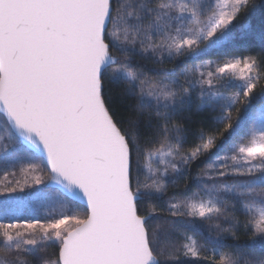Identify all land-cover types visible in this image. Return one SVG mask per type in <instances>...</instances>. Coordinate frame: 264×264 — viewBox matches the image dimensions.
<instances>
[{"label":"snow or ice","instance_id":"snow-or-ice-1","mask_svg":"<svg viewBox=\"0 0 264 264\" xmlns=\"http://www.w3.org/2000/svg\"><path fill=\"white\" fill-rule=\"evenodd\" d=\"M255 8L250 0H0V154L28 161L21 190L54 182L51 203L68 209L0 223V264H30L27 255L31 264H162L163 213L183 239L163 264H264V102L252 107L264 79V24L258 54L185 64L179 74L166 67L255 35L241 23ZM117 89L125 117L111 108ZM193 93L196 111L217 113L220 137L247 143L225 150L201 129L185 149L186 128L173 118L191 108ZM141 127L153 134L142 138ZM201 156L214 159L190 184ZM180 181L185 192L165 200ZM34 196L49 199L43 189ZM241 209L252 240L231 248ZM184 218L206 225L211 239L198 241ZM48 244L58 246L55 259L38 255Z\"/></svg>","mask_w":264,"mask_h":264},{"label":"trees","instance_id":"trees-1","mask_svg":"<svg viewBox=\"0 0 264 264\" xmlns=\"http://www.w3.org/2000/svg\"><path fill=\"white\" fill-rule=\"evenodd\" d=\"M250 3L255 4V10L251 12H245L241 16V23L245 26L251 28L255 26L257 29L255 35L249 37L248 39L238 36L232 42H226L220 47L209 48L204 55H200L195 58H178L173 64H168L166 67L171 69L176 67L177 74H179L184 68L185 64L188 66L199 65L202 62L208 60L222 61L225 58H230L232 56H241V55H254L261 52L262 41L260 38L259 30L264 24V0H250ZM138 64H144L143 61H134ZM151 66V65H149ZM261 85H264V79L260 81L257 86L256 92L252 100V107L255 110L262 102H264V93L261 92ZM196 93H193V104L190 109L184 111L178 116L173 118V123L181 124L186 128L185 132V149H190L196 146L199 143L198 133L201 129L205 131H211L218 136L217 144H222L223 148L226 150L230 143L233 141L244 142L240 140L238 135H233L230 132H225L222 137L219 136V133L223 131V124L217 125L214 122V117L217 113L213 112H198L196 111ZM237 107H240L237 105ZM111 108L115 111L119 117H125L128 115V101L124 100L119 95V89L116 90V93L112 96ZM236 109H233V116L236 117ZM3 117V116H2ZM3 121L6 123L5 117ZM251 121L245 125V128L251 127ZM141 136L146 138L153 134V129L147 127H141ZM215 151V149L213 150ZM221 155L223 152L220 153ZM214 157L211 156H201L198 160L194 161L190 165V174H189V183L191 184V177H196L198 174L202 175L207 169V165L212 162ZM21 161V162H20ZM23 159L9 160L5 162L0 154V223L8 224L16 221L24 220H47L54 217H58L61 211H67L68 209H61L59 206L50 204V201L47 205L42 204V201L49 200L60 194L57 192V189L50 188L47 185H38L32 187H23L21 186L25 183V173L22 171V164H25ZM21 163V164H20ZM243 179V178H241ZM32 179L30 176L27 177V183L30 185ZM227 181H233L232 178H229ZM226 181V182H227ZM19 182V184L17 183ZM223 182V181H222ZM17 188L16 192L2 191L5 189ZM38 189H43L47 194L49 199H36L34 193ZM195 189V185H192V190ZM185 192L184 182L180 181L178 185L173 189L170 188L169 193L165 196V200L169 196L181 195ZM65 203H68L65 200ZM151 203H159L157 201H151ZM7 205V208L4 205ZM80 213H83V208L79 209ZM237 215L240 218L241 225L237 232L238 239L232 240L230 237L227 238V246L231 248H245L252 240V234L250 231L246 230L243 227V223L246 220V216L243 210H239ZM172 219L167 216V213L161 214L156 219V223L159 224V246L162 249L161 260L163 264V257L167 256L169 253L174 251L173 244L179 246L183 239L180 234L172 231L168 220ZM223 223L222 219L217 221ZM184 223L188 227V231L193 234L198 241H205L211 239L209 236L207 226L204 225L199 220L192 221V218H184ZM192 225H197L198 227L193 230ZM171 241L172 243H169ZM2 243V241H0ZM41 258H56L58 256V246L55 244H48L45 247L43 252L38 254ZM31 264L34 257L27 255L25 257ZM184 264H197L195 261L185 260Z\"/></svg>","mask_w":264,"mask_h":264},{"label":"rangeland","instance_id":"rangeland-1","mask_svg":"<svg viewBox=\"0 0 264 264\" xmlns=\"http://www.w3.org/2000/svg\"><path fill=\"white\" fill-rule=\"evenodd\" d=\"M213 62H217V61H215V60H212ZM226 91H235V89L234 88H232V89H227ZM3 115H1L0 114V134H3V125L5 124V122L3 121V117H2ZM251 127H252V125H251ZM242 143H247V139H245L244 140V142H242ZM23 161H27L26 159H23ZM21 162V161H20ZM21 164V163H20ZM26 164H27V162H25V164H22L21 166H22V168H24L25 166H26ZM23 174H24V172H23ZM30 179H32V177L30 176ZM233 181H227V183H232ZM1 183H3V182H1ZM0 183V184H1ZM56 197V196H55ZM51 200V198L49 199V200H44V201H42V204H44V205H47L48 204V202ZM50 204H51V201H50ZM182 243H183V241H182ZM47 259H54V258H47Z\"/></svg>","mask_w":264,"mask_h":264},{"label":"water","instance_id":"water-1","mask_svg":"<svg viewBox=\"0 0 264 264\" xmlns=\"http://www.w3.org/2000/svg\"><path fill=\"white\" fill-rule=\"evenodd\" d=\"M1 115H3L2 113H0ZM4 116V115H3ZM5 117V116H4ZM5 119H6V117H5ZM48 187H50V188H54V189H57V187H56V185L54 184V182L51 184V186H48Z\"/></svg>","mask_w":264,"mask_h":264}]
</instances>
